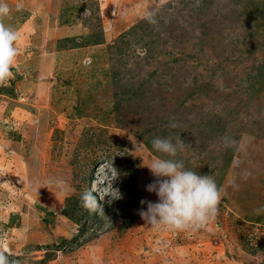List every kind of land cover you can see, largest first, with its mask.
I'll return each mask as SVG.
<instances>
[{"label": "rangeland", "instance_id": "rangeland-1", "mask_svg": "<svg viewBox=\"0 0 264 264\" xmlns=\"http://www.w3.org/2000/svg\"><path fill=\"white\" fill-rule=\"evenodd\" d=\"M5 2L4 23L20 34L14 77L0 85L5 254L20 264H264V0ZM168 136L189 145L177 159L221 189L199 230L139 215L142 200H158L146 190L151 141ZM97 176L118 191L101 202L106 229L81 206Z\"/></svg>", "mask_w": 264, "mask_h": 264}, {"label": "clouds", "instance_id": "clouds-1", "mask_svg": "<svg viewBox=\"0 0 264 264\" xmlns=\"http://www.w3.org/2000/svg\"><path fill=\"white\" fill-rule=\"evenodd\" d=\"M9 14L8 4L0 0V85L14 77L13 68L19 55L17 43L20 34L4 23ZM170 126L175 127V124ZM151 146L159 155L146 166L155 178V182L149 184L146 190L155 193L158 200L141 201L142 206L147 205L146 210L142 207L139 211L141 219L146 224L169 231H195L206 227L215 219L221 200V189L214 177L200 175L187 168L182 159H177L178 154L189 146L180 136L155 137ZM103 167L104 164L100 168ZM102 179L103 176H97L92 187L82 192L80 199L85 211L95 213L105 220L103 228L106 229L111 220L105 215L101 202L108 197L111 203L112 199H116L112 192L118 191L112 188V183L107 190L103 186L98 187ZM256 211H264V206ZM2 249L3 241L0 240V264H20L19 260L11 259Z\"/></svg>", "mask_w": 264, "mask_h": 264}]
</instances>
